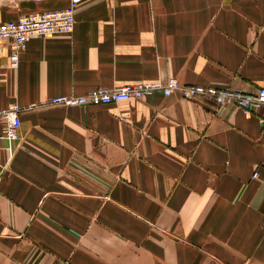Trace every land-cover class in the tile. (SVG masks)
<instances>
[{
    "label": "crops",
    "instance_id": "obj_1",
    "mask_svg": "<svg viewBox=\"0 0 264 264\" xmlns=\"http://www.w3.org/2000/svg\"><path fill=\"white\" fill-rule=\"evenodd\" d=\"M67 4L0 0V21ZM171 77L264 87V0H81L17 67L0 52V107L26 106L12 150L0 121V264H264L263 108L49 101Z\"/></svg>",
    "mask_w": 264,
    "mask_h": 264
},
{
    "label": "built area",
    "instance_id": "obj_2",
    "mask_svg": "<svg viewBox=\"0 0 264 264\" xmlns=\"http://www.w3.org/2000/svg\"><path fill=\"white\" fill-rule=\"evenodd\" d=\"M14 2L22 0H12ZM37 3L51 0H28ZM64 8L29 12L17 19L0 21V52L8 49L9 66L17 67L20 53L26 48L28 40L33 36L69 33L75 24V10L81 0H67ZM156 90L164 96L178 92L183 98H206L215 102L217 110L226 103H235L244 110L254 108L264 109V87L254 92H242L238 89L203 84H185L171 77L167 80L154 82H136L118 86H98L89 91L74 95L60 94L49 101L52 104L64 106H83L118 103L131 98H142ZM26 106L16 103L0 107V121L3 124V137L12 150V143L19 138L21 126L20 111ZM256 175V173H254Z\"/></svg>",
    "mask_w": 264,
    "mask_h": 264
},
{
    "label": "rangeland",
    "instance_id": "obj_3",
    "mask_svg": "<svg viewBox=\"0 0 264 264\" xmlns=\"http://www.w3.org/2000/svg\"><path fill=\"white\" fill-rule=\"evenodd\" d=\"M5 2L8 4V5H17V3L18 2H20V1H18V2H14V1H12V0H5Z\"/></svg>",
    "mask_w": 264,
    "mask_h": 264
}]
</instances>
